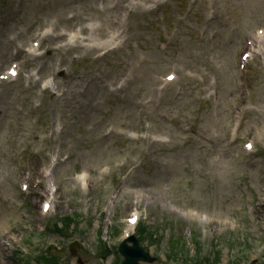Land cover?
Masks as SVG:
<instances>
[{
    "label": "rangeland",
    "instance_id": "1",
    "mask_svg": "<svg viewBox=\"0 0 264 264\" xmlns=\"http://www.w3.org/2000/svg\"><path fill=\"white\" fill-rule=\"evenodd\" d=\"M121 1V7L129 5ZM139 1L143 5L124 30L125 46L95 61L99 50L60 48L80 22L94 21L102 33H112L110 23L121 14V7L112 10L117 0H0V72L6 61L16 58L26 76L40 66L46 68L35 78V87L24 76L0 84V264H19L11 255L22 242L18 232L43 229L48 219L41 215L42 204L51 199L52 191L56 211L48 218L59 222L68 214L78 215L65 236L47 235L52 242L44 249L53 244L65 253L55 255L59 263L65 258L67 264H115L116 254L99 258L101 241L117 248L123 231L129 230L126 219L138 208L142 223L160 240L144 244L157 258L154 264H186L183 254L177 262L167 260L171 241L183 243L194 258L195 241L201 237L209 249L207 257L213 259L215 247L221 248L218 264H248L247 256L262 264L260 58L245 79L247 91L255 89L256 109L245 114L236 145L229 144L228 132L232 104L242 103L234 78L238 54L245 37L264 22V0H171L160 6L154 0ZM47 27L61 39L50 37L44 46L48 54L28 59L24 48ZM173 71L178 82L165 84L164 77ZM46 77H55L53 92H66L63 97L52 89L40 97L39 86ZM121 125L141 137L105 135L107 128ZM247 138L253 139L257 153L245 154ZM102 167L110 171L103 175ZM26 169L32 175L30 192L38 186L28 201L20 194ZM82 172L90 179L86 189L77 177ZM5 234L11 238L5 240ZM75 241L79 244L74 256L68 243ZM30 251L31 256L40 254ZM36 261L49 264L43 258Z\"/></svg>",
    "mask_w": 264,
    "mask_h": 264
},
{
    "label": "water",
    "instance_id": "2",
    "mask_svg": "<svg viewBox=\"0 0 264 264\" xmlns=\"http://www.w3.org/2000/svg\"><path fill=\"white\" fill-rule=\"evenodd\" d=\"M123 253L126 256V263L125 264H136V262L140 259L149 260V257L145 255L139 248L135 247L129 249L127 247L123 248Z\"/></svg>",
    "mask_w": 264,
    "mask_h": 264
},
{
    "label": "bare ground",
    "instance_id": "3",
    "mask_svg": "<svg viewBox=\"0 0 264 264\" xmlns=\"http://www.w3.org/2000/svg\"><path fill=\"white\" fill-rule=\"evenodd\" d=\"M94 28V27H93ZM91 28V29H93ZM82 34H87V29H82ZM88 36V35H87Z\"/></svg>",
    "mask_w": 264,
    "mask_h": 264
}]
</instances>
